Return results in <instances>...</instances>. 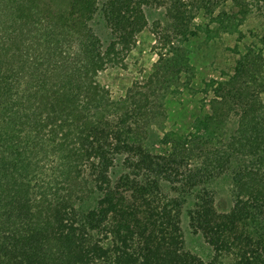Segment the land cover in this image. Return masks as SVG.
Returning a JSON list of instances; mask_svg holds the SVG:
<instances>
[{
  "label": "trees",
  "instance_id": "obj_1",
  "mask_svg": "<svg viewBox=\"0 0 264 264\" xmlns=\"http://www.w3.org/2000/svg\"><path fill=\"white\" fill-rule=\"evenodd\" d=\"M148 8L166 11L169 54L112 99L98 76L137 45ZM249 22L197 134L161 138L197 30L243 41ZM185 215L211 258L185 250ZM0 264H264V0H0Z\"/></svg>",
  "mask_w": 264,
  "mask_h": 264
},
{
  "label": "rangeland",
  "instance_id": "obj_2",
  "mask_svg": "<svg viewBox=\"0 0 264 264\" xmlns=\"http://www.w3.org/2000/svg\"><path fill=\"white\" fill-rule=\"evenodd\" d=\"M56 6L59 7V5ZM145 12L149 26L137 37V45L124 56L122 63L108 66L98 76V82L109 91L112 99L125 98L129 88L136 83L144 85L148 82L154 65L160 61L163 55L169 54V47H165V42L162 39L164 34L162 30L165 27V9L148 8ZM257 26L258 23L249 22L241 27L246 36H251L243 41H239L238 37L233 35L224 34L221 37L214 34L204 35L202 31L197 30L190 54L192 71L187 74L188 80L184 79L177 91L167 100L166 115H168L163 132L155 128L161 138L164 137V133L174 130L184 133L185 136L197 134L192 118L200 110H203V114L210 111V101L215 98L214 86L232 74L240 53H244L246 47L251 44ZM98 31L105 47H107L113 37L104 24L100 23ZM175 43L177 45V42ZM161 152L162 154L167 153L168 148L164 145L161 146ZM215 188L218 192L217 208L228 210L232 204V187L229 180L221 181ZM182 219L185 250L204 260L211 258L214 252L205 239L202 235L193 233L187 215Z\"/></svg>",
  "mask_w": 264,
  "mask_h": 264
}]
</instances>
